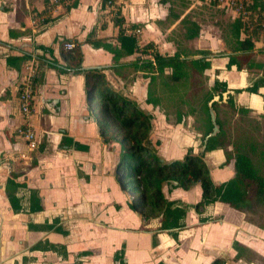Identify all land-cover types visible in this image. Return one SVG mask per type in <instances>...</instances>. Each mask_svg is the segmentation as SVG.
Instances as JSON below:
<instances>
[{"label": "crops", "instance_id": "obj_1", "mask_svg": "<svg viewBox=\"0 0 264 264\" xmlns=\"http://www.w3.org/2000/svg\"><path fill=\"white\" fill-rule=\"evenodd\" d=\"M240 3L241 8L232 0L115 1L122 33L134 36L139 49L148 43L159 54L178 52L186 59L208 52L201 73L187 69L203 83L198 105L176 111L174 124H167L156 110L158 98H170L172 83H150L147 73L130 65L150 53L122 51L118 27L101 0H0V264H264V222H251L249 213L218 201L196 207L198 183L187 189L174 181L161 184L163 198L186 209L178 228L161 230L158 214L145 217L134 209L135 191L119 178L120 136L104 141L91 115V93L108 86L151 114L147 135L160 160H182L191 151L212 184L231 178L232 160L225 164L222 149L200 154L197 128L204 122L203 96L217 80L229 91L214 105L222 130L252 126L264 139V82L256 92L245 90L261 70L247 69L242 51L235 50L249 38L251 61L264 65V20L234 34L233 21L247 16ZM195 28L196 35L187 36ZM65 41L74 48L65 50ZM233 55L240 69L227 66ZM29 62L37 69L27 119L38 140L32 150L17 131L25 121L17 82ZM147 93L154 105L146 102ZM194 113L201 116L198 123Z\"/></svg>", "mask_w": 264, "mask_h": 264}, {"label": "trees", "instance_id": "obj_2", "mask_svg": "<svg viewBox=\"0 0 264 264\" xmlns=\"http://www.w3.org/2000/svg\"><path fill=\"white\" fill-rule=\"evenodd\" d=\"M115 1L101 0V6L109 9L112 24L118 27L117 38L123 52L137 51L145 54L149 51L148 58L141 59L137 56L130 65L136 70L147 73L144 77H148L150 83L155 79L167 78L172 85L178 84L187 77V69L201 73L208 67V61L203 58L208 54L206 51H198V54L203 57L186 59L181 58L178 52L172 55L159 54L148 43L139 49L134 36L122 33L120 26L123 20L119 15V7ZM242 7L247 11V16L245 22L240 19L233 21L231 28L234 34L240 27L246 25L253 28L264 20V6L258 0H251V3L242 0ZM190 33H187V36L196 35V28ZM92 43L93 45L97 44L96 42ZM235 48V50L242 51V62L245 63L247 69L254 67L261 70L260 76L245 88L246 91L256 92V89L264 82V65L251 61L253 43L249 38L238 41ZM262 51L264 52V48ZM113 52L117 58L118 54ZM231 64H235L237 69L241 68V63H238L235 55L228 57L227 66ZM165 70H169L167 76H165ZM225 90L224 82L214 80L210 90L203 96L201 112L204 122L201 128H197L200 131L201 141L211 130L206 103L214 94L220 98ZM91 98L96 101L91 115L99 122V134L103 140L108 141L117 135L120 136L122 152L119 159L121 173L119 178L122 185H129L135 191L131 206L145 217L147 214H158L159 229L178 228L186 213L184 207L177 206L173 201L163 198L161 184L169 181L176 182L184 189L189 188L193 183H198L201 188V197L196 204L197 207L218 201L233 209L249 213L246 219L251 222H264V175H261L254 167L244 148L226 138L216 117L218 133L207 139L203 152L215 148L222 149L225 154V164L232 160L233 176L221 184L214 185L210 181L207 167L196 156L186 155L182 160L172 161L159 159L153 148L150 147L147 135L148 123L152 116L143 113L136 106L135 101L130 100L128 96L104 86L91 93ZM228 99L230 101L229 97ZM146 102L154 105L156 101L147 93ZM215 103H212L213 109ZM238 111L242 112L241 108ZM180 117L181 114L177 113V122ZM113 129L120 132H112ZM227 146H231L230 151H227ZM250 151L252 152L251 148ZM212 264H221V260L216 259Z\"/></svg>", "mask_w": 264, "mask_h": 264}, {"label": "rangeland", "instance_id": "obj_3", "mask_svg": "<svg viewBox=\"0 0 264 264\" xmlns=\"http://www.w3.org/2000/svg\"><path fill=\"white\" fill-rule=\"evenodd\" d=\"M202 84L200 77H198L195 72L191 74L188 73L187 77L180 83L169 86L171 88H167V91L172 93L169 94V99H164L162 97L161 99L158 98V108L156 111L161 112L163 116L168 118V120L166 119L167 124H172V122L174 124L173 120L176 111L188 112L190 111L189 109L195 108L198 105ZM98 88H100L99 85L97 86V89ZM157 93L159 94V92ZM193 115H195V123H198L201 116L195 113ZM255 129L256 127L246 126L244 129H240L242 132H235L234 130L228 132L227 130L225 136L229 141L244 148V151L249 155L254 167L261 175H264V151L260 147L264 146V139L261 138L259 132H255Z\"/></svg>", "mask_w": 264, "mask_h": 264}, {"label": "built area", "instance_id": "obj_4", "mask_svg": "<svg viewBox=\"0 0 264 264\" xmlns=\"http://www.w3.org/2000/svg\"><path fill=\"white\" fill-rule=\"evenodd\" d=\"M55 1L56 0H51L52 3ZM232 3L237 4V7L241 8L240 0H232ZM136 32H138V30H134V33ZM74 46L75 44L72 41H65L62 44V47L65 50H71L74 48ZM36 75V66L32 62H29L25 66V72L21 75L17 82L18 111L25 120L22 126L17 129V131L29 150L36 148L38 144L35 132L31 125L27 122L33 105Z\"/></svg>", "mask_w": 264, "mask_h": 264}, {"label": "water", "instance_id": "obj_5", "mask_svg": "<svg viewBox=\"0 0 264 264\" xmlns=\"http://www.w3.org/2000/svg\"><path fill=\"white\" fill-rule=\"evenodd\" d=\"M229 91L226 90L224 93H222V96H225ZM219 96L217 94H214L206 103L208 115H209V121L211 123V130L203 137L202 139V145H201V151L204 150L205 143L209 137H212L218 133L219 127L218 124L215 121V111L212 107V103L217 101Z\"/></svg>", "mask_w": 264, "mask_h": 264}, {"label": "flooded vegetation", "instance_id": "obj_6", "mask_svg": "<svg viewBox=\"0 0 264 264\" xmlns=\"http://www.w3.org/2000/svg\"><path fill=\"white\" fill-rule=\"evenodd\" d=\"M201 145H202V141H201ZM203 153V151H201L200 150V154H202ZM186 155H191V156H196L197 158H199V160H200V157L198 156V155H195V154H193V153H191V151H188L186 154H185V156ZM185 156H184V158H185ZM199 202V201H198ZM197 207V206H196ZM199 207H202V206H199Z\"/></svg>", "mask_w": 264, "mask_h": 264}]
</instances>
